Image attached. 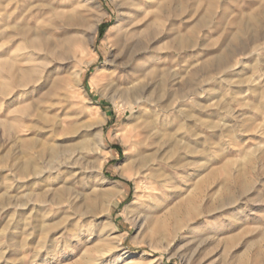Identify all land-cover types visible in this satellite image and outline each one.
<instances>
[{
  "label": "rangeland",
  "instance_id": "1",
  "mask_svg": "<svg viewBox=\"0 0 264 264\" xmlns=\"http://www.w3.org/2000/svg\"><path fill=\"white\" fill-rule=\"evenodd\" d=\"M121 1L0 0V264H264V0H139L153 73L129 85Z\"/></svg>",
  "mask_w": 264,
  "mask_h": 264
},
{
  "label": "bare ground",
  "instance_id": "2",
  "mask_svg": "<svg viewBox=\"0 0 264 264\" xmlns=\"http://www.w3.org/2000/svg\"><path fill=\"white\" fill-rule=\"evenodd\" d=\"M208 1L210 2L209 10L211 14L213 10V4H212L213 0H208ZM172 3L173 0H165L163 3H160L159 8L163 9L165 13H168L171 10ZM118 7H119V11H121L124 15L123 18L120 19V21H122L121 24H119V26L117 27V36L114 39L113 47L114 50H117L119 52L121 62L116 72L108 76L109 78L108 80L114 84L129 85L136 81H139L140 77H145L146 79V77H148L153 73V69H151L152 56L150 55L151 53L150 44L152 42V38H151L152 35L144 36L143 32L140 31L139 18L141 17L140 16L141 10H139V0H122L119 3ZM141 19L142 20L145 19L144 15L143 17H141ZM248 19L251 22H255L254 16H249ZM159 20H160L159 17L157 16L154 17L153 22L148 24L146 28L151 29L153 25H157L158 23H160ZM205 22H206V18H202L198 22L195 28H199L203 26ZM79 24L81 26V33L78 36H76L74 40L76 43L83 45L87 41L85 32L88 30L89 23L86 20L84 21L80 20ZM194 30L195 29H192L191 31L193 32ZM241 32H242V28L238 29L237 35L240 34ZM11 35L20 37L25 41L29 40L33 48L35 47L37 48L36 41L40 40L39 36H37L36 38L30 37L27 31L22 30L19 27L13 28L12 33L9 36ZM177 40H178L177 50H179L180 48H182V46L184 47V40H182L181 38H178ZM32 73L28 71H24L22 73L21 83L30 82L32 80ZM26 84L28 86L29 83ZM137 90L135 95H137V93L139 92V90L138 91ZM142 90H143V86H142ZM4 91L5 88L2 87L0 89V92L4 94ZM139 98L140 97H135L134 99H132L127 109H129L130 111H134L135 108L139 107L138 109L142 110L143 105L141 101H139ZM145 107L146 106L144 102V108ZM147 132L149 131H134V132L132 131L130 138H137L140 136V133L146 134ZM98 134L100 137L102 136V132L98 131ZM118 195H119V191L117 190V188L109 184H106L105 181L103 180L102 182H100L98 187H96L95 189H93V191H91L89 194L86 195L85 202L87 204L88 209H91L90 212L95 213L99 210V208H101L102 212L106 214L109 212L112 201ZM153 197H155V195H153ZM151 206L152 203H148V204L146 203L145 205L142 206V216L140 215L141 216L140 219L143 221V224L151 220L150 218L154 212V207ZM128 209L129 206L126 208V210ZM129 254L130 256L133 255V253H129Z\"/></svg>",
  "mask_w": 264,
  "mask_h": 264
},
{
  "label": "trees",
  "instance_id": "3",
  "mask_svg": "<svg viewBox=\"0 0 264 264\" xmlns=\"http://www.w3.org/2000/svg\"><path fill=\"white\" fill-rule=\"evenodd\" d=\"M102 30V29H101ZM101 30H100V33H101Z\"/></svg>",
  "mask_w": 264,
  "mask_h": 264
}]
</instances>
